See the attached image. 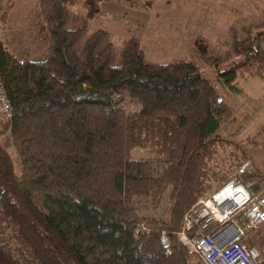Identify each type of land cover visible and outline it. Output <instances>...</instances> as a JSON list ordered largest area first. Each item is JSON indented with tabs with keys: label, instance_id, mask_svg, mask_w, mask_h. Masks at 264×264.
I'll return each mask as SVG.
<instances>
[{
	"label": "trees",
	"instance_id": "obj_1",
	"mask_svg": "<svg viewBox=\"0 0 264 264\" xmlns=\"http://www.w3.org/2000/svg\"><path fill=\"white\" fill-rule=\"evenodd\" d=\"M101 1L36 0L43 57H18L0 37V78L12 107L0 138L8 134L21 160L17 171L0 139V264H203L176 232L197 198L245 157L232 150L229 163L216 161L222 140L213 133L230 108L193 60L149 59L132 25L119 47L107 28L92 27ZM79 2L84 13L73 9ZM225 32L224 49L200 35L194 45L236 91L241 74L264 72V17ZM123 95L138 107L120 105ZM134 147L154 155L135 157ZM252 175L263 182L255 166L245 177ZM165 191L167 216L144 214L142 201L156 204ZM253 242L264 247V225Z\"/></svg>",
	"mask_w": 264,
	"mask_h": 264
},
{
	"label": "rangeland",
	"instance_id": "obj_2",
	"mask_svg": "<svg viewBox=\"0 0 264 264\" xmlns=\"http://www.w3.org/2000/svg\"><path fill=\"white\" fill-rule=\"evenodd\" d=\"M143 1L149 8L102 0L100 11L91 19L90 24L92 27L107 28L117 47L121 46L122 41L128 36L129 26H135L140 43L151 60L167 61L176 58L193 60L214 84L232 115L213 133L214 137L222 140L216 161L229 163L232 150L237 154H245V157L252 159L253 165L264 178V72L258 75L241 74L236 81L237 90H230L218 78L214 65L207 62L194 45L195 37L200 35L216 49L228 47L225 32L227 27L264 17V0ZM2 2L0 37L6 47L21 58L43 57L47 50L46 32L37 15L36 0ZM10 2L13 6L3 20L1 19L5 9L3 6L6 7ZM73 9L80 13L85 12L81 2L75 4ZM128 17L136 22L131 24ZM119 104L128 110L138 107L136 100L127 95L120 98ZM1 119L0 113V121ZM0 139L8 146L15 168L19 171L20 156L10 144V137L5 134ZM132 152L135 157L154 155L151 149L145 147H134ZM232 168L231 166L229 173ZM148 198L142 201V204H145L142 208L144 214L167 216L170 207L168 191L162 193L156 204H151L150 197ZM146 201H149L148 205Z\"/></svg>",
	"mask_w": 264,
	"mask_h": 264
},
{
	"label": "built area",
	"instance_id": "obj_3",
	"mask_svg": "<svg viewBox=\"0 0 264 264\" xmlns=\"http://www.w3.org/2000/svg\"><path fill=\"white\" fill-rule=\"evenodd\" d=\"M12 107L0 78V113L11 116ZM250 157L235 164L228 178L206 191L182 217L178 238L203 264H264V248L254 241L264 225V182L256 176L245 177L253 169ZM147 229L139 221L135 230ZM162 247L170 244L165 230L159 233Z\"/></svg>",
	"mask_w": 264,
	"mask_h": 264
},
{
	"label": "water",
	"instance_id": "obj_4",
	"mask_svg": "<svg viewBox=\"0 0 264 264\" xmlns=\"http://www.w3.org/2000/svg\"><path fill=\"white\" fill-rule=\"evenodd\" d=\"M219 100H221V98H219Z\"/></svg>",
	"mask_w": 264,
	"mask_h": 264
}]
</instances>
